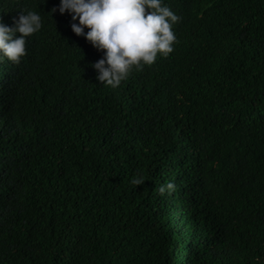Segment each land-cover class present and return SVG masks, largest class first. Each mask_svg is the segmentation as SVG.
<instances>
[{"label":"trees","instance_id":"trees-1","mask_svg":"<svg viewBox=\"0 0 264 264\" xmlns=\"http://www.w3.org/2000/svg\"><path fill=\"white\" fill-rule=\"evenodd\" d=\"M59 3L0 0L42 18L0 54V264H264V0H162L173 51L115 88Z\"/></svg>","mask_w":264,"mask_h":264},{"label":"clouds","instance_id":"clouds-1","mask_svg":"<svg viewBox=\"0 0 264 264\" xmlns=\"http://www.w3.org/2000/svg\"><path fill=\"white\" fill-rule=\"evenodd\" d=\"M59 11L71 16V30L83 36L103 57L92 67L96 79L113 88L119 86L135 71L151 66L158 55L167 56L176 42L173 25L178 17L162 0H60L50 14ZM78 20V23L76 21ZM42 28L41 15L35 11H21L7 26L0 17V54L18 64L26 53L27 37ZM85 28L88 31L85 33ZM19 33V36H17ZM131 184L145 183L141 175ZM175 190L171 182L159 188L160 195Z\"/></svg>","mask_w":264,"mask_h":264}]
</instances>
